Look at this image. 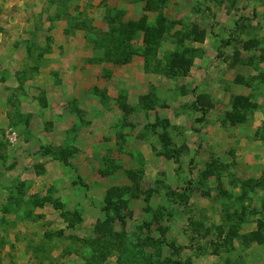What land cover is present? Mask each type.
Segmentation results:
<instances>
[{
    "label": "rangeland",
    "instance_id": "374dc122",
    "mask_svg": "<svg viewBox=\"0 0 264 264\" xmlns=\"http://www.w3.org/2000/svg\"><path fill=\"white\" fill-rule=\"evenodd\" d=\"M0 264H264V0H0Z\"/></svg>",
    "mask_w": 264,
    "mask_h": 264
},
{
    "label": "trees",
    "instance_id": "16d2710c",
    "mask_svg": "<svg viewBox=\"0 0 264 264\" xmlns=\"http://www.w3.org/2000/svg\"><path fill=\"white\" fill-rule=\"evenodd\" d=\"M155 35H156V31H155ZM153 36H154V34H149L148 37H149L151 40H153V39H154ZM224 43H225V42H224ZM240 105H241V107H238V110H239L240 112H241V108H244L245 110L248 108V107H246V106L243 107L242 104H240ZM239 111H238V113H239ZM243 113H244V111H243ZM240 224H241V223L239 222V224L236 225L237 229H239V228L241 227ZM105 247H106L107 250L109 249L107 246H105Z\"/></svg>",
    "mask_w": 264,
    "mask_h": 264
}]
</instances>
